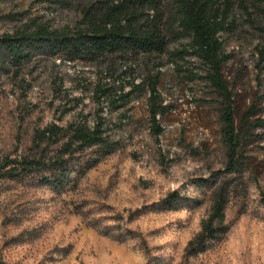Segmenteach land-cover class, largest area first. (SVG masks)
Returning <instances> with one entry per match:
<instances>
[{
  "label": "rangeland",
  "instance_id": "rangeland-1",
  "mask_svg": "<svg viewBox=\"0 0 264 264\" xmlns=\"http://www.w3.org/2000/svg\"><path fill=\"white\" fill-rule=\"evenodd\" d=\"M53 6L43 0H0V34L19 25L20 20L4 15L10 12L27 10L58 26L79 19L77 6ZM233 11L237 28L223 35L224 51L231 56L223 74L234 98L235 127L241 135L249 133L239 148L242 171L237 174L226 171L219 95L205 81L183 78L166 56L127 63L136 67L135 82L158 77L157 91L167 106L158 117V136L151 130L147 84L145 92L130 99L122 121L106 101L98 106L93 100L95 84L111 82L108 67L119 74L120 62L36 55L17 74L13 67L0 68V161L27 152L37 127L65 126L80 116L93 125L100 107L119 141L114 153L63 190L0 180V259L5 264H264V125L253 123L257 117L264 120L259 53L264 13L255 12L250 21L241 6ZM251 105L254 115L244 124ZM215 179H231L225 209L229 228L207 250L186 257L188 241L210 211ZM175 190L200 204L151 207Z\"/></svg>",
  "mask_w": 264,
  "mask_h": 264
},
{
  "label": "trees",
  "instance_id": "trees-1",
  "mask_svg": "<svg viewBox=\"0 0 264 264\" xmlns=\"http://www.w3.org/2000/svg\"><path fill=\"white\" fill-rule=\"evenodd\" d=\"M43 1L60 9L75 5L79 19L74 25L58 26L52 19L32 15L27 10L4 14L20 21L12 32L0 34V68L13 67L17 74L36 55L62 56L69 61L120 62L122 70L119 74L108 67L111 82L99 80L95 84L93 100L98 106L106 101L110 113H117L122 121V113L130 99L135 93L141 94L147 84L151 130L158 136L162 132L158 117L167 109L157 91L158 77L147 76L135 82L136 67L127 63L141 56L148 61L166 56L175 62L183 78L190 82L205 81L219 95L222 134L227 146L226 171L230 174L242 171L238 166L241 162L239 148L249 133L241 135L235 127L234 98L223 74V66L231 56L224 51L223 35L237 28L235 6H241L246 18L252 21L255 12L264 13V0ZM259 53L260 59L264 60V30ZM125 87L130 88L125 90ZM102 109H98L93 125L80 116L65 126L53 122L35 128L27 152L2 158L0 180L48 185L53 190L76 184L90 168L119 148V141L111 133L112 123L101 114ZM254 112L255 107L251 105L243 115L244 124ZM253 123L264 125V120L257 117ZM229 180L210 182L214 199L208 215L201 222L200 231L187 243L186 257L204 252L227 232L225 209L231 193ZM182 203L195 206L200 200L182 196L175 190L151 207L172 210ZM127 234L134 232L128 230ZM0 264L5 263L0 259Z\"/></svg>",
  "mask_w": 264,
  "mask_h": 264
}]
</instances>
